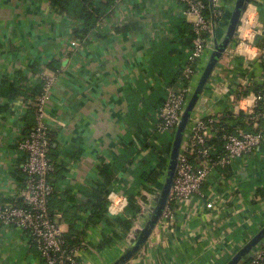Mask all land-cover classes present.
<instances>
[{
    "label": "crops",
    "instance_id": "0c3cea01",
    "mask_svg": "<svg viewBox=\"0 0 264 264\" xmlns=\"http://www.w3.org/2000/svg\"><path fill=\"white\" fill-rule=\"evenodd\" d=\"M227 3L229 20L235 0ZM248 3L258 6L264 23V0ZM106 16L85 43L74 46V22L55 10L50 0H0V84L23 74L30 82L42 70L58 74L47 122L56 162L52 180L61 204L52 213L64 233L69 229L65 211L87 201L88 192L102 179V165L119 170L112 192L129 198L135 191L140 159L153 153L143 146L151 140V119L164 103L168 87H182L181 69L193 47L191 19L176 0H121ZM210 19L214 21L212 14ZM226 23L215 21L218 40L226 32ZM237 41L235 37L214 68L193 118L220 116L232 128L241 125L252 131L255 128L243 110V97L252 89L264 90L257 79L263 70L258 53L264 48V31L254 46H239ZM239 48L250 54L240 53ZM212 49L202 59L201 68ZM14 100L0 94V207L17 201L26 182L25 156L18 143L35 119L33 112L15 109ZM259 124L264 127V120ZM168 137L163 134L160 139L164 142ZM126 153L131 156L128 161ZM213 179L204 191L209 196L215 187L220 197L214 209L197 197L180 202L174 220L158 222L126 264H226L263 226L264 144L253 156L238 158L235 166L218 168ZM159 187L153 185V193L136 189L141 190L137 200L143 215L137 226L127 234L119 232L122 236L111 244L100 247L106 235L105 221L90 225L79 253L80 264L115 260L145 222ZM77 211L84 213L85 209L82 206ZM0 264L45 263L26 232L0 225Z\"/></svg>",
    "mask_w": 264,
    "mask_h": 264
},
{
    "label": "built area",
    "instance_id": "2783aa9c",
    "mask_svg": "<svg viewBox=\"0 0 264 264\" xmlns=\"http://www.w3.org/2000/svg\"><path fill=\"white\" fill-rule=\"evenodd\" d=\"M120 1L116 0V6ZM176 1L181 6L183 14L191 19L194 34L193 47L182 66L180 76V80L185 81L187 85L181 89L168 87L164 104L151 119L152 135L176 132L182 113L195 89V78H200L205 68L202 70L201 61L214 45V26L207 16V10L211 11L215 21L218 19L221 22L228 8L227 0H209L208 3L205 0ZM107 18L103 17L96 27L102 26ZM263 31L264 23L260 19L258 6L255 3H248L237 27L236 38L239 46H254L256 37ZM85 42L86 40L74 38L72 45L79 46ZM239 52L247 56L250 54L241 49ZM258 55L263 70L257 79L264 87V48ZM57 77L58 74H49L42 70L29 85L43 82V92L33 100L26 101L24 98L14 100V108L20 112L33 109L35 123L31 130L21 134L18 143L19 150L25 156L22 170L26 175V182L17 201H8L0 207V225L12 226L26 232L45 264H80L79 253L84 245L73 248L68 246L59 219L52 215L50 210V198L55 190L51 176L56 171V162L51 156L52 142L47 122V108ZM243 99V110L255 128L252 131L245 130L241 125H236L234 130L230 131L228 130L230 122L220 116L191 119L179 155L170 199L161 218L166 224L174 220L175 206L195 197L205 199L207 208L214 209L220 196L213 186L212 193L207 196L204 185L210 181L212 184L215 182L213 177L218 168L235 166L238 158L253 156L264 144V127L259 124L264 120V90L252 89L249 96H244ZM217 137L223 141V149L219 153H216L215 146L210 143V140ZM108 199L110 219L126 216L130 205L128 197L112 192ZM260 201V210L264 217V200ZM127 218L131 216L128 214ZM132 222L137 226L139 217H133ZM263 263L264 250L259 249L246 264Z\"/></svg>",
    "mask_w": 264,
    "mask_h": 264
},
{
    "label": "trees",
    "instance_id": "16d2710c",
    "mask_svg": "<svg viewBox=\"0 0 264 264\" xmlns=\"http://www.w3.org/2000/svg\"><path fill=\"white\" fill-rule=\"evenodd\" d=\"M205 1L207 3L209 2V0ZM50 3L55 10L67 15L74 22L73 37L75 39H80L81 41H87L89 36L92 35L96 29L99 21H101L102 18L107 14L110 15L116 6V0H50ZM97 12L99 14H97ZM207 16L208 18H211L210 10H207ZM217 22H220V20L217 19ZM180 82L182 84L181 88L187 85L185 81L180 80ZM43 89V82H36L29 85V82H27L24 74L17 76L16 79L13 80H4L0 84V94L7 97L8 99L24 98L26 101L33 100L37 95L43 92ZM29 111L33 112L34 114L32 108H30ZM228 130L233 131L234 128L229 126ZM150 134L151 140L149 137L148 141L143 142V146L146 149L152 148L153 153L146 158L140 159L139 167L135 172L136 178L133 185L135 191L129 196L130 208H128V213L131 218H109L108 196L114 190L117 184L118 177L116 176L119 170L113 166L104 164L100 168L102 179L98 181L96 187L88 192L86 195L87 201L82 205L77 206V208L68 207L66 211L64 209L67 216L66 222L69 225V229L65 233V238L70 248L84 245V240L87 236L89 226L97 225L103 221L106 222V235L105 239L101 242L100 247H105L111 244L115 237L119 238L122 236L119 234V232H123L125 234L129 233L133 226L132 218L139 217L142 212V206L137 200L138 196L141 195V190L136 191V189L143 188L147 192L153 193V185L159 184L160 188L163 186L164 178L162 179V175L167 169L175 132L171 131L166 133L169 134V137L164 142L160 139L161 135H152L151 132ZM210 143L215 146L216 153L222 151L223 141L220 140L219 137L210 140ZM166 154L168 156H166ZM130 158L131 156L127 155L126 153L125 161L130 160ZM55 191L56 190H54V193L51 195L50 205L54 200L53 197H56ZM60 205V201L56 197L52 203V209L50 206L51 213L55 208H61ZM82 206L84 207L85 211L84 213H79L77 210ZM87 213L89 214L86 215ZM52 215L54 214L52 213Z\"/></svg>",
    "mask_w": 264,
    "mask_h": 264
},
{
    "label": "water",
    "instance_id": "95a60500",
    "mask_svg": "<svg viewBox=\"0 0 264 264\" xmlns=\"http://www.w3.org/2000/svg\"><path fill=\"white\" fill-rule=\"evenodd\" d=\"M249 1L250 0H235L234 8L231 12L224 36L220 40L214 37L213 51L182 113L180 122L176 129L163 186L158 192L155 198V203L152 206L151 212L146 217L145 222L139 225L131 238L130 244L110 264H126L129 262L148 241L156 225L161 220L170 199V194L176 176L179 155L183 146L188 125L193 118L194 110L214 71V68L226 52L232 40L236 37L238 24ZM213 26L215 29V18ZM140 215H143V212ZM262 246H264V225L236 252V254L231 257L226 264H245L258 250V248Z\"/></svg>",
    "mask_w": 264,
    "mask_h": 264
},
{
    "label": "rangeland",
    "instance_id": "374dc122",
    "mask_svg": "<svg viewBox=\"0 0 264 264\" xmlns=\"http://www.w3.org/2000/svg\"><path fill=\"white\" fill-rule=\"evenodd\" d=\"M229 13H230V12H229ZM97 14H99V13L97 12ZM228 15H229V14L226 13V15H225V17H224V19H223V21H225V23H226V22L229 23V20L227 19V18H228ZM226 20H227V21H226ZM227 23H226V24H227ZM202 70H203V67H202ZM47 73H48V71H47ZM198 79H199V77H196V78H195V82H196V83L198 82ZM165 171H166V170H165ZM158 190L160 191L161 188H160V187H159V189L157 188V191H158ZM126 197H127V196H126Z\"/></svg>",
    "mask_w": 264,
    "mask_h": 264
}]
</instances>
